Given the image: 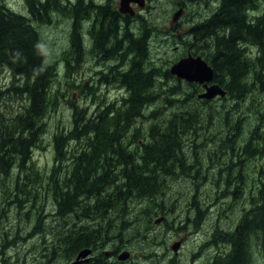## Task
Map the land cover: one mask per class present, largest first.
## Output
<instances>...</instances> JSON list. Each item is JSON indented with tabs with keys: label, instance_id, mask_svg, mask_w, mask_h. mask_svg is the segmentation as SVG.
<instances>
[{
	"label": "trees",
	"instance_id": "16d2710c",
	"mask_svg": "<svg viewBox=\"0 0 264 264\" xmlns=\"http://www.w3.org/2000/svg\"><path fill=\"white\" fill-rule=\"evenodd\" d=\"M45 1L24 0L26 12L21 13L11 10L5 0H0V71H6L7 83L12 79L6 90H0V184L10 193L9 184H35L46 178L54 187L67 183L65 191L60 192L58 187L54 190L60 216H93L110 209H115L117 215L127 216L131 202L145 203L147 199L162 197L174 178L198 175L200 182L194 178L196 186L207 182L210 172H190L193 157L186 153L193 149L190 143L196 144L202 125L221 121L224 125L221 134L228 142L223 143L225 151L231 148L232 135L243 136L238 146L234 141L237 147L233 150L239 154L233 152L227 163L237 166L239 173L235 176L232 172L218 173L221 183L227 178L235 182L228 196L239 204L241 212L233 229L226 231L221 239L227 249L214 257L212 264H256L253 256L264 261V103L254 101L253 97L264 94V8L260 15L259 0H220L215 21L207 22L200 31H192L200 35L206 33V45L214 49L212 56L220 57L210 61L215 68L214 81L226 91L220 110L212 106L214 100L198 99L200 88L197 85L177 80L170 75L169 69L156 67L140 41L133 43L125 37L118 43V27L98 40L95 50L117 53L111 54V62H115L117 68H110L115 74L106 84L117 83L126 95L94 115H87L86 109L74 108L71 125L65 130H60L57 123L56 131L50 135L55 166L43 173L32 163V152L44 144L46 119L51 110H58L63 100V94L51 88L57 75L56 67L47 63L37 28L39 24L50 22L51 13H57L60 6L51 0ZM81 7L79 0L78 8ZM72 10L75 11V7ZM83 11L81 8L80 12ZM255 12L259 17H252ZM61 13L67 18L71 14L63 10ZM99 14L111 21L118 16L109 6L96 11V15ZM245 20L246 25H243ZM126 44L125 50L133 59L121 57L118 52ZM69 48L78 63L88 49L78 39L73 40ZM125 67H130L129 71L119 74ZM70 68L67 61V77ZM16 100L18 103L13 106ZM5 105L9 106L8 110L3 109ZM246 121L250 122L247 132L244 131ZM74 141L79 143V151L72 158L73 154L66 155L65 151L69 150L66 145ZM109 151L120 155L121 162H124L125 153L135 159L121 166L113 182L108 181L106 168L102 171L98 168L103 158H110L102 156ZM245 159L246 187L242 186ZM65 160L72 162L71 170L68 176L61 178L63 170L56 164ZM235 160L238 163L233 164ZM236 193L239 196H235ZM7 198L15 197L8 195ZM229 206L234 204L229 203ZM156 213L158 215L156 211L152 215ZM125 220L121 219L122 223ZM70 243H73L72 238H64L63 234L58 237V245ZM77 246L83 249L84 240L78 239Z\"/></svg>",
	"mask_w": 264,
	"mask_h": 264
},
{
	"label": "rangeland",
	"instance_id": "374dc122",
	"mask_svg": "<svg viewBox=\"0 0 264 264\" xmlns=\"http://www.w3.org/2000/svg\"><path fill=\"white\" fill-rule=\"evenodd\" d=\"M5 1L6 6L11 10L21 13L26 12L24 0ZM51 1L55 4L58 3V0ZM92 1L103 2L104 0ZM176 1L179 0H168L166 7L163 6L162 10L170 11L172 4ZM116 2L117 0H111L112 6H110L114 9L117 8L118 3ZM257 2H259L258 12H263L264 9L262 10L261 8H264V0ZM186 5L188 7V17H192L198 4H195L194 0H189ZM203 8L206 7L203 6ZM61 10L62 2H60V10L57 13L55 11L51 13L52 22L40 24L42 26L38 28L40 46L44 51L47 63L56 67L57 75L52 82L51 88L58 89L59 95L63 94L61 96L63 100L60 102L58 110L55 112L51 110L50 115L46 119L47 132L43 140L44 144L33 149L32 152V163L43 173L51 171L53 166H55V153L50 135L56 131L55 126L57 123H59L60 130L61 128L65 130L71 125L74 108L86 109L87 115H94L104 106L119 99L121 95H126L124 94L125 90L120 89L118 85H107L106 83L111 82V80L101 74L109 73L108 68L114 66L115 62H100L102 65H98L97 62L99 60L93 59L88 55L90 49L85 50L79 63L76 62V58L72 55L69 48L71 19L60 15ZM160 10V7L153 10V21H142L138 25H142V29L146 28V30L154 26L151 22H159L162 18ZM67 12L71 13V11ZM192 26L193 24L183 27V29L185 30ZM155 39L156 42H153L150 50L152 54L151 60L161 70L169 69L179 60L183 52L180 50L179 53H176L174 42L165 43L161 32L158 33V36L155 35ZM250 49L254 51L253 48ZM120 54L123 57V52ZM126 55L133 59L132 55ZM67 61L71 66V72H69L68 77L65 76ZM207 61L210 62L208 58ZM127 69H130V67L124 70ZM5 72L0 71V90H6L12 80L8 83L6 82L8 80H6ZM253 97L254 101L261 100L264 103V94H262V97L257 95ZM17 103V100L14 101L13 106L17 105ZM211 103L212 106H215V110H220L224 105V100L216 99ZM191 105L190 103L189 107ZM3 109L8 110L9 106L5 105ZM174 109L175 107L172 108V111ZM168 112L166 111V114H169ZM249 124L250 122L246 121L244 131L246 129L247 132ZM222 130H224V125L221 124V121H215V124L202 125L196 144L190 143V145H194L193 149L186 153L193 157L190 172L201 173L202 170L210 172L205 184L195 185L197 179L194 178H198L200 182L198 175L194 177H177L169 181L165 188V195L162 197L156 198V200L147 199L145 203H140L139 201L130 203L129 215L133 219H140V221L135 222L133 229L128 233L130 237L128 250L131 254L129 264H212L213 261L211 259L225 252L227 245L221 239L225 236L226 231L233 229L235 220L240 216L241 208L235 200H231L234 199L232 196H228L232 193L235 182L227 178L225 183H221L218 173L232 172L233 176L239 173L237 166H229L227 163H230L229 160L233 152L236 155L239 154L233 149L242 143L243 136L238 138L232 135L231 148L225 151L223 143L226 138L222 136ZM205 138H207V141ZM234 141L237 146H235ZM225 143L228 142L226 141ZM201 144H205V146H200ZM78 147V142H70L66 145V148L69 149L67 152L65 151L66 155L73 154L72 158L75 157V154H78L79 151ZM195 147H199V149ZM127 154L129 155V153ZM236 163H238V160L233 161V164ZM70 164H72L70 160L60 161L56 164L58 167L61 165L63 170L61 178H65V176L70 174ZM98 168L99 171H102L103 164H100ZM245 172L246 159L244 161V183L242 184V186L246 187ZM45 175L43 174V176ZM113 177L114 175L110 174V178ZM37 184L41 187L39 190L41 194L45 192L43 190H46L47 186L54 187L47 181V178L35 184L28 183V185H34L38 188ZM13 185L9 184L8 186ZM55 187H58L60 192H63L66 190L65 188H68V184L60 183L59 186ZM235 196H239V193H236ZM19 198L21 197L19 196ZM39 198L43 199V196L41 195ZM236 200L239 202V199ZM229 203L234 204V206L230 208ZM155 211L158 212V215L157 213L152 215ZM41 215H43L42 212ZM161 217L164 220L159 224H155V221ZM8 222L12 223L8 224ZM59 222L60 220L58 219L56 224ZM24 226L25 217L15 211L8 214L3 226L0 223V264H35L34 258L37 251L35 240L21 238L16 236V234L10 233L15 228L23 229ZM143 235L146 237H143ZM138 238L142 239L138 240ZM127 241L126 237L125 243ZM178 241H181V246L174 253L171 250V246ZM6 244L9 246H5ZM57 247H59L58 243ZM58 250L60 249H57V254L62 251L58 252ZM253 259L256 264H264L262 258L260 260L257 256H253Z\"/></svg>",
	"mask_w": 264,
	"mask_h": 264
},
{
	"label": "flooded vegetation",
	"instance_id": "af4514ba",
	"mask_svg": "<svg viewBox=\"0 0 264 264\" xmlns=\"http://www.w3.org/2000/svg\"><path fill=\"white\" fill-rule=\"evenodd\" d=\"M44 1L45 0H42V2ZM80 1L82 2L81 8L84 10L83 13L80 12L81 8H78L79 0H58L57 4L60 6V2H62L63 11H71V9L75 7L76 10H72L70 16H68V18L71 19L69 44L71 46L72 41L75 39L83 41L85 47L90 49L88 55L93 59L99 60L97 62L98 65H102L100 62H111L112 59L110 58L112 56L111 54H113V50L109 52L105 49L102 50L97 48V50H95L98 40H102L106 34L111 33V30L114 32V29L118 27L116 40L118 43L124 41L123 38L125 37L130 38V42L133 43L140 41V44L146 46L147 55L150 53L153 42H156L155 35L158 36V33L161 32L164 36L165 43L173 41L176 48L175 52L179 53L180 50L183 52L179 60L189 56L195 58L201 57L206 64L209 63L208 66H210L215 74V68L210 65L211 62H208L207 58L210 61H216L220 59V57L212 56L214 49L211 50V47L206 45V39L204 38L207 36L206 33L200 35L196 32L192 33V31L193 29L200 31L205 27L207 22L213 23L215 21L220 11V0H194L195 4H198V7L192 17H188L186 2L189 0L174 2L170 11L162 10L163 6L166 7L168 0H154L151 2L143 0L142 5L131 3L129 9L124 8V11L127 13H123L121 9L120 11L118 10L119 0L116 2L118 3L116 9L111 7V0H104L103 2H95L92 0ZM108 6L109 9L117 12L118 16L113 21L109 20L104 15H96V11L100 12ZM203 6L206 8H203ZM158 7L161 8V20L159 22H151L154 26H151V28L147 30L146 28L142 29L143 26L138 25V23L142 21L148 22V20L153 21V10ZM176 13H179V16L177 20L174 21ZM60 15L66 17L65 13H60ZM252 17L257 18L259 14L256 12ZM192 24L193 26L191 28L183 29V27L188 25L191 26ZM243 25H246V20ZM41 26L42 25L39 24L37 28ZM227 33L228 32H226V34ZM143 39L146 40L144 41ZM106 46L112 47L107 44ZM126 47L127 44L122 51H118L119 53L123 52V57H128L126 55ZM240 50L243 51V48L241 47ZM97 52H99V54ZM110 68H108L109 73H101L103 76H106L105 78H111L115 74L110 72ZM116 68L117 65L115 66V70ZM127 71H129V69L118 73H126ZM115 153L116 152L110 151L103 153L102 156L109 155L110 158L105 160V158L102 157L103 160L100 163L101 165L103 164L102 169L106 168L108 170V181L111 180L112 182L113 178H110V174L114 175L120 171L122 165L128 162H134V157L130 155H125L124 162H121V156ZM4 186L5 185L0 184V198L2 199H0V223H2L3 226L4 220L8 217V214L14 211L25 217L24 228L20 229L17 227L10 233L16 234V236H20L21 238L35 240L37 248L34 258L35 264H72L76 262L78 254L83 249L84 251H88V253L84 258H80L77 264H129L128 262L131 259V254L128 250L130 241L128 233L133 229L135 222H139L140 219H133L131 215H117L114 213L115 209H110L107 213L100 212L93 216L84 215V218L74 215L58 216L54 213L56 210L54 188L43 190L45 192L41 194L38 184L36 185L38 188L34 185L14 184L13 186H8L10 188V193H8ZM113 186L116 187V184ZM8 195L14 196L15 198H7ZM41 195L43 199L39 198ZM18 196L22 197V199H16ZM41 212L43 215H41ZM125 218V223H122L121 219ZM58 219L60 222L56 224ZM157 220L155 224L161 223L164 218H159L160 222ZM11 223L12 222H8V224ZM122 224L125 225L122 226ZM120 229L123 230L120 231ZM61 234H63L64 238H72L73 243L67 246H65V244H60L59 247H57V239ZM126 237L128 241L125 243ZM143 237L146 236L143 235ZM78 239L84 240L83 249H78ZM139 239L142 238H138V240ZM5 246L8 247L9 245L6 244ZM57 249L67 252L63 256L62 252L57 254ZM125 252L127 253V259L124 261L119 260L120 255Z\"/></svg>",
	"mask_w": 264,
	"mask_h": 264
},
{
	"label": "water",
	"instance_id": "95a60500",
	"mask_svg": "<svg viewBox=\"0 0 264 264\" xmlns=\"http://www.w3.org/2000/svg\"><path fill=\"white\" fill-rule=\"evenodd\" d=\"M152 1V0H148ZM130 3H138L142 5L143 0H120L119 10L123 13L125 9L130 8ZM179 13H176L174 16V21L177 20ZM176 17V18H175ZM172 76L186 81L188 83H197L203 84L206 89L205 92L199 96L200 99L211 100L215 97H225L226 91L223 90L218 84L214 83V73L213 70L206 64V62L201 57H186L172 65L169 70ZM209 84V85H208ZM179 243H176L172 246L174 252L179 248ZM88 251H83L79 254L80 257H83L87 254ZM127 253H124L120 256L121 260L126 259Z\"/></svg>",
	"mask_w": 264,
	"mask_h": 264
},
{
	"label": "bare ground",
	"instance_id": "6f19581e",
	"mask_svg": "<svg viewBox=\"0 0 264 264\" xmlns=\"http://www.w3.org/2000/svg\"><path fill=\"white\" fill-rule=\"evenodd\" d=\"M244 59V58H243ZM210 107V106H209Z\"/></svg>",
	"mask_w": 264,
	"mask_h": 264
}]
</instances>
